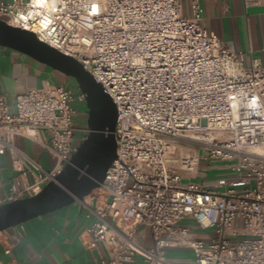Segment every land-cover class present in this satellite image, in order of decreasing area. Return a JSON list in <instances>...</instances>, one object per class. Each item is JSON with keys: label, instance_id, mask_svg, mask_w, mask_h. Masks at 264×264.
<instances>
[{"label": "built area", "instance_id": "2783aa9c", "mask_svg": "<svg viewBox=\"0 0 264 264\" xmlns=\"http://www.w3.org/2000/svg\"><path fill=\"white\" fill-rule=\"evenodd\" d=\"M34 1L0 0V20L74 58L117 110L116 157L77 201L91 219L87 246L106 250L101 264H172L166 251L175 247L192 249L195 264H264V156L251 153L264 147V67L207 32L199 0L188 1L187 16L180 0ZM76 103H86L83 93L49 82L12 103L0 93V156L31 177L22 187L16 179L0 205L39 194L69 164L85 138L76 139ZM15 137L38 143L53 168L16 148ZM212 162L231 172L229 184L190 182L200 163ZM185 220L215 239H195ZM22 225L0 232L4 255L23 240Z\"/></svg>", "mask_w": 264, "mask_h": 264}, {"label": "crops", "instance_id": "0c3cea01", "mask_svg": "<svg viewBox=\"0 0 264 264\" xmlns=\"http://www.w3.org/2000/svg\"><path fill=\"white\" fill-rule=\"evenodd\" d=\"M188 1L180 0L185 16L188 15ZM199 1L207 32L216 36L231 51L243 54L247 64L257 61L264 67V0ZM67 78L24 54L0 47V93L6 94L10 103L16 95L28 89L40 88L45 82L72 85L73 79L70 78V81ZM79 92L76 87L74 94ZM86 120V114L80 116L78 113L75 120L77 142L87 134ZM78 122L83 125L77 126ZM14 145L45 170L53 168L54 159L35 141L15 137ZM16 179L22 187L24 181H30L31 177L16 174L12 169L10 155L5 153L0 156L1 201L8 197ZM232 179L231 172L223 163L212 162L200 163L190 182L206 189L221 190ZM90 222L91 219L85 217V212L77 202L35 218L22 225L24 238L10 256L4 255L0 247V264H101L102 260L107 259L104 246H87L89 238L86 229ZM118 225L124 227L125 223L119 221ZM181 226L189 228L194 238L206 245L215 239L211 230L200 229L192 220L183 221ZM138 239L143 247L152 246L147 228L138 229ZM166 259L172 264H195L194 252L190 248L167 249Z\"/></svg>", "mask_w": 264, "mask_h": 264}, {"label": "water", "instance_id": "95a60500", "mask_svg": "<svg viewBox=\"0 0 264 264\" xmlns=\"http://www.w3.org/2000/svg\"><path fill=\"white\" fill-rule=\"evenodd\" d=\"M0 47L24 54L75 81L85 95L88 128L68 165L29 198L0 205V232L82 201L105 179L116 157L117 110L102 87L74 58L40 42L28 31L0 20Z\"/></svg>", "mask_w": 264, "mask_h": 264}, {"label": "rangeland", "instance_id": "374dc122", "mask_svg": "<svg viewBox=\"0 0 264 264\" xmlns=\"http://www.w3.org/2000/svg\"><path fill=\"white\" fill-rule=\"evenodd\" d=\"M68 80H70V78H67ZM71 81V80H70ZM68 89H70L73 93H74V91H75V88L77 87V85H76V83L74 82V80H73V83H72V85H67L66 86ZM75 107L77 108V109H79V115L81 116V115H83V114H86L87 115V109H86V103L85 104H79V103H76L75 104ZM84 112V113H83ZM80 125H83V123H81V122H78L77 123V126H80ZM179 145H181V146H189L188 144H186V143H179ZM192 148L193 149H195V151H197L198 152V150H199V148L200 147H198V146H195V145H193L192 146ZM259 148H262V150H264V147H259ZM192 149V150H193ZM187 150L186 149H183V153H184V155L185 154H187ZM198 167V166H197ZM197 167L195 168V171L193 172V176L195 175V172H196V169H197Z\"/></svg>", "mask_w": 264, "mask_h": 264}, {"label": "bare ground", "instance_id": "6f19581e", "mask_svg": "<svg viewBox=\"0 0 264 264\" xmlns=\"http://www.w3.org/2000/svg\"><path fill=\"white\" fill-rule=\"evenodd\" d=\"M40 5H41V2L39 0L38 1H34V7H39ZM251 153H254L256 155L264 156V150H262V148H259V147H256V148L252 149ZM177 174L180 175V176H187V173H185V172H178Z\"/></svg>", "mask_w": 264, "mask_h": 264}, {"label": "snow or ice", "instance_id": "6c2138e0", "mask_svg": "<svg viewBox=\"0 0 264 264\" xmlns=\"http://www.w3.org/2000/svg\"><path fill=\"white\" fill-rule=\"evenodd\" d=\"M41 3H43V0H41Z\"/></svg>", "mask_w": 264, "mask_h": 264}]
</instances>
